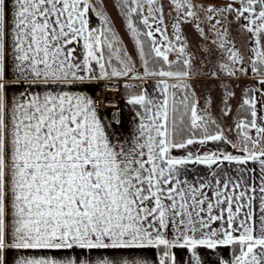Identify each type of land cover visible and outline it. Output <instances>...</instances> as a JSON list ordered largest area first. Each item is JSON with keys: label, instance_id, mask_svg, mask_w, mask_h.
Wrapping results in <instances>:
<instances>
[{"label": "snow or ice", "instance_id": "snow-or-ice-1", "mask_svg": "<svg viewBox=\"0 0 264 264\" xmlns=\"http://www.w3.org/2000/svg\"><path fill=\"white\" fill-rule=\"evenodd\" d=\"M0 264H264V0H0Z\"/></svg>", "mask_w": 264, "mask_h": 264}, {"label": "built area", "instance_id": "built-area-1", "mask_svg": "<svg viewBox=\"0 0 264 264\" xmlns=\"http://www.w3.org/2000/svg\"><path fill=\"white\" fill-rule=\"evenodd\" d=\"M95 95L97 96L96 104L98 108H119L120 106L121 96L117 95L115 89L106 90L101 86V90L95 93Z\"/></svg>", "mask_w": 264, "mask_h": 264}, {"label": "rangeland", "instance_id": "rangeland-1", "mask_svg": "<svg viewBox=\"0 0 264 264\" xmlns=\"http://www.w3.org/2000/svg\"><path fill=\"white\" fill-rule=\"evenodd\" d=\"M109 8H110L112 16L115 17L116 16V11L111 9V5H109ZM117 24L119 25V21H117ZM128 39H129L128 37H125L126 41ZM192 39H193V42L195 43L196 37L194 35L192 36ZM129 47H131V44H129ZM197 83H198V85H210V84H214L215 82L214 81H198Z\"/></svg>", "mask_w": 264, "mask_h": 264}, {"label": "crops", "instance_id": "crops-1", "mask_svg": "<svg viewBox=\"0 0 264 264\" xmlns=\"http://www.w3.org/2000/svg\"><path fill=\"white\" fill-rule=\"evenodd\" d=\"M123 107H124V105H123V98L121 97V102H120L119 108H123ZM116 109L117 108H106V109H101V110L105 113V115H108V114L116 111ZM125 112H126V109H125Z\"/></svg>", "mask_w": 264, "mask_h": 264}]
</instances>
